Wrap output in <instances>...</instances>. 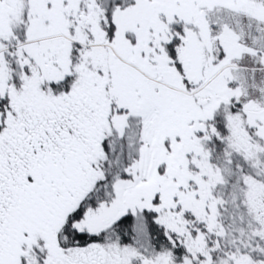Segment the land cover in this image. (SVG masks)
<instances>
[{"label": "snow or ice", "instance_id": "1", "mask_svg": "<svg viewBox=\"0 0 264 264\" xmlns=\"http://www.w3.org/2000/svg\"><path fill=\"white\" fill-rule=\"evenodd\" d=\"M0 264H264V0H0Z\"/></svg>", "mask_w": 264, "mask_h": 264}]
</instances>
